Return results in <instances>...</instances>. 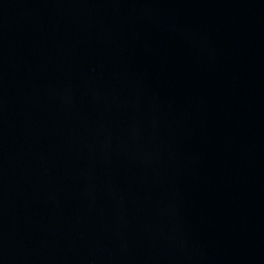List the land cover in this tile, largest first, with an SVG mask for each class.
<instances>
[{
  "label": "water",
  "instance_id": "water-1",
  "mask_svg": "<svg viewBox=\"0 0 264 264\" xmlns=\"http://www.w3.org/2000/svg\"><path fill=\"white\" fill-rule=\"evenodd\" d=\"M0 264H264V0H0Z\"/></svg>",
  "mask_w": 264,
  "mask_h": 264
}]
</instances>
